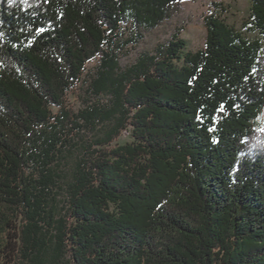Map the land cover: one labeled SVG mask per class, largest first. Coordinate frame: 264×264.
<instances>
[{"label":"trees","instance_id":"trees-1","mask_svg":"<svg viewBox=\"0 0 264 264\" xmlns=\"http://www.w3.org/2000/svg\"><path fill=\"white\" fill-rule=\"evenodd\" d=\"M181 1L0 0V264H264L262 37L213 1L204 47L175 33L118 62L123 23L153 29ZM248 1L264 36V0ZM93 60L107 99L76 112Z\"/></svg>","mask_w":264,"mask_h":264},{"label":"rangeland","instance_id":"rangeland-1","mask_svg":"<svg viewBox=\"0 0 264 264\" xmlns=\"http://www.w3.org/2000/svg\"><path fill=\"white\" fill-rule=\"evenodd\" d=\"M213 1L221 3L225 8L223 16L228 23L241 31L246 38L262 37L264 46V36L246 28L245 22L250 6L248 0H184L180 2L178 10L170 18L153 29L137 28L130 22L123 23L120 38V44L123 48L119 50V65L125 68L133 64L140 54L153 52L157 45L166 44L175 33L178 34L179 38L186 41L188 50L195 51L204 47L207 30L203 18L215 10L211 7ZM139 32L143 35L142 39L125 45L128 39ZM97 64L96 60L87 63L81 80L67 96L69 105L76 112L97 102H105L107 99L105 95L98 96L90 90V82L95 75ZM254 127L257 129L264 128V109L254 120ZM95 136L96 133L92 131H84L82 139L75 138L74 147L64 151V157L58 166L63 178L69 177L77 159L86 152L88 144L95 139ZM128 139L129 130L125 129L117 143H123Z\"/></svg>","mask_w":264,"mask_h":264}]
</instances>
